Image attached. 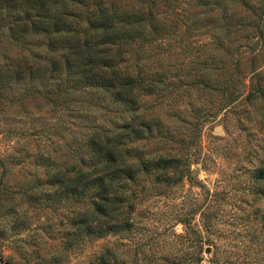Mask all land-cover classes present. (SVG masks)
I'll use <instances>...</instances> for the list:
<instances>
[{
	"label": "rangeland",
	"instance_id": "rangeland-1",
	"mask_svg": "<svg viewBox=\"0 0 264 264\" xmlns=\"http://www.w3.org/2000/svg\"><path fill=\"white\" fill-rule=\"evenodd\" d=\"M258 1L245 0L255 7ZM221 4L234 18L253 21L259 13L241 0ZM198 9L191 1L165 8L168 17H179L176 28L135 47L140 62L168 72L139 108L163 130L133 141V157H170L174 164L140 170L129 183L128 229L75 236L66 246L69 221L87 201L47 206L29 203L23 193L51 189L41 180L71 165L78 119L72 108L85 94L1 103L0 127L9 129L0 131V264H42L59 254L60 264H95L103 250L115 264H165L179 254H192L191 264H264V35L242 38L229 28L222 48L205 32L212 26ZM211 14L217 10L201 17ZM34 49L35 57L42 53ZM91 111L95 121L107 122L103 110ZM35 153H49L50 164L35 163Z\"/></svg>",
	"mask_w": 264,
	"mask_h": 264
},
{
	"label": "trees",
	"instance_id": "trees-1",
	"mask_svg": "<svg viewBox=\"0 0 264 264\" xmlns=\"http://www.w3.org/2000/svg\"><path fill=\"white\" fill-rule=\"evenodd\" d=\"M185 1L200 7L195 14L201 12L203 24L211 23L205 32L222 48L221 37L229 28L242 38L264 35V0L256 7L241 0L248 12H259L253 21L245 14L234 18L236 12L224 11L222 0H0V105L34 94L58 101L85 94L72 108L78 119L71 165L54 168L41 180L51 189L23 190L29 203L87 201L69 221L73 227L66 246H72L75 236L99 237L128 229L132 221L124 208L129 183L140 170L174 164L170 157H133V141L163 130L158 118L139 108L143 96L158 93L168 72L156 68L152 60L140 62L135 47L175 29L179 17H168L165 8ZM214 9L217 14L201 17ZM36 46L42 53L35 57ZM230 48L236 50L237 45ZM219 61L225 64L223 58ZM237 62L233 58L232 64ZM93 107L103 110L106 123L95 121ZM32 158L38 164L51 162L49 153H35ZM190 237L194 240L193 233ZM109 255L108 250L99 252L95 264H115ZM192 257L179 254L165 264H191ZM61 258L52 255L42 264H60Z\"/></svg>",
	"mask_w": 264,
	"mask_h": 264
},
{
	"label": "water",
	"instance_id": "water-1",
	"mask_svg": "<svg viewBox=\"0 0 264 264\" xmlns=\"http://www.w3.org/2000/svg\"><path fill=\"white\" fill-rule=\"evenodd\" d=\"M1 264H9V263H7V262H2Z\"/></svg>",
	"mask_w": 264,
	"mask_h": 264
}]
</instances>
